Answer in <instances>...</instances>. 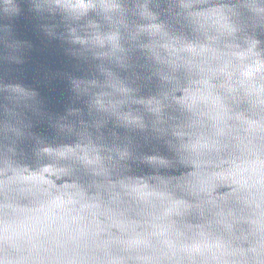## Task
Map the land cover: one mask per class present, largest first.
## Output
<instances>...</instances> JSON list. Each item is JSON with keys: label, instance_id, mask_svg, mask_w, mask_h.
Instances as JSON below:
<instances>
[{"label": "water", "instance_id": "obj_1", "mask_svg": "<svg viewBox=\"0 0 264 264\" xmlns=\"http://www.w3.org/2000/svg\"><path fill=\"white\" fill-rule=\"evenodd\" d=\"M0 264H264V0H0Z\"/></svg>", "mask_w": 264, "mask_h": 264}]
</instances>
